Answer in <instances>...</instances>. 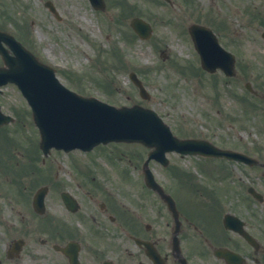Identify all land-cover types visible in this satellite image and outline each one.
I'll list each match as a JSON object with an SVG mask.
<instances>
[{
    "label": "rangeland",
    "instance_id": "374dc122",
    "mask_svg": "<svg viewBox=\"0 0 264 264\" xmlns=\"http://www.w3.org/2000/svg\"><path fill=\"white\" fill-rule=\"evenodd\" d=\"M52 1L60 7H65L62 10L63 22H58L44 9L42 0H3L2 5L11 12L13 20L25 31L26 40L32 48L42 53L47 61L55 62L64 69L63 71L75 74L88 71L86 73L90 76V81L87 79L83 85H87L89 93L99 95L111 103L140 102L150 106L163 116L173 131L180 136H202L220 146L249 149L252 152L259 150L258 148L264 149V104L258 95H253L243 88V83L250 80L256 90L264 92V39L260 35L264 26L259 25L257 21H250L248 15V11H254L264 18V0H195L194 8L192 5L190 8L180 6V9H171L158 0H155L157 6H154V0H125L126 6L136 5L131 16L137 14L153 22V33L146 41L133 37L127 27L129 18L126 26L120 30L100 24L97 26L95 18L79 0ZM175 1L179 3L180 0ZM215 16L223 18L228 26L220 40L226 48L236 53L237 78L226 83L220 72L210 76L182 77L180 74L188 73L182 70L186 65L176 68V63L190 65L189 62L194 60L198 64L185 24L197 18L208 19L216 26L215 22L219 21ZM85 17L87 22L79 28L78 22L84 21ZM98 52L104 53L100 55L101 61L107 59L108 64L110 60L114 64L113 72L111 69L105 70L103 76L113 83L117 92L110 91V88L107 90L111 83L108 81H101L97 88L93 81L95 77L90 75L98 69ZM122 55L127 61L123 60ZM147 66L155 67L147 73L139 69H149ZM130 70L136 71L138 76L144 79L151 94L150 100L142 101L139 98L128 78ZM62 78L69 84H79L77 79L72 80L66 74H62ZM116 145L108 144L104 147L111 148V154L120 156L119 164L127 162L131 165L130 173L126 166L116 167L119 173L116 177L120 175L125 183L133 185L134 179H139L140 170L132 169V165L138 164L136 160L140 158L144 148L137 145ZM121 151L127 153L126 156L120 154ZM76 155L85 158L81 153ZM128 155L132 156L130 162ZM168 156L180 165L181 170H187L192 165L190 158H179L174 154ZM91 160L95 162L94 158ZM101 160L105 161L107 168L114 170V164L109 159ZM151 167L157 180L169 186L172 178L168 176L167 169L158 163H152ZM229 167L232 174L228 175L233 179V185L224 176L217 177V171L212 172V176H205L211 199H203L195 193L193 179L179 180L177 183L175 181L178 179H173L175 183H172V186L180 184L181 188L177 197L179 206L190 213L206 231H224L223 216L226 211L233 210L232 193L230 194L228 185L241 193H246L248 184L264 191V184L260 183L255 172L246 173L240 165L229 164ZM237 201H240L238 203L241 207L236 208V211L242 218H248L249 213L258 212H261L260 216L264 218V204L250 207L244 199H235L234 203ZM152 217L156 229L161 231L162 224L168 217L160 216V212ZM143 218L139 216L136 219L144 222ZM254 223L256 224L255 221ZM225 234L232 235L227 230Z\"/></svg>",
    "mask_w": 264,
    "mask_h": 264
},
{
    "label": "flooded vegetation",
    "instance_id": "af4514ba",
    "mask_svg": "<svg viewBox=\"0 0 264 264\" xmlns=\"http://www.w3.org/2000/svg\"><path fill=\"white\" fill-rule=\"evenodd\" d=\"M104 1V9H95L88 0L79 3L95 16L97 24L105 25L109 6L116 2ZM2 3L0 31L29 48L25 31ZM54 5L61 12L65 8ZM85 22L86 17L78 23ZM5 40L0 39L1 49L13 55ZM35 55L44 61L42 53ZM7 65L0 52V71ZM55 74L62 79L61 70L55 68ZM84 77L81 82H87ZM3 79L0 75V82ZM69 87L79 90L87 85ZM6 116H12L13 122L7 123ZM30 121L29 105L17 85L0 84V264H181L182 257L188 264H227L213 255L215 247L239 253L233 264H264L263 244L251 245L235 233L223 242L213 235L189 234L182 230L185 224L180 225L178 235L184 256L174 253V229L159 232L152 224L130 219L104 195V187L93 174L97 169V177L103 176L98 162L102 154L80 158L75 155L80 151L40 150L20 133L18 126ZM251 167L264 170V159Z\"/></svg>",
    "mask_w": 264,
    "mask_h": 264
},
{
    "label": "water",
    "instance_id": "95a60500",
    "mask_svg": "<svg viewBox=\"0 0 264 264\" xmlns=\"http://www.w3.org/2000/svg\"><path fill=\"white\" fill-rule=\"evenodd\" d=\"M132 26L139 33L148 34L147 23L141 19H134ZM191 33H194L195 44L201 53L203 64L205 66L221 65L224 53L215 45L209 31L197 27L191 28ZM210 46L213 49L208 51L206 47ZM209 53L214 55L210 56ZM35 63H37L35 59L30 57L28 67L30 72L33 68H37L33 65ZM39 67L45 69L44 73L48 72L47 78H52L50 69H46L43 65ZM24 72L26 74L27 70ZM35 74L41 78L42 73L39 72V68ZM30 75L33 74L30 73ZM57 86L55 91L46 88V94L52 95V98H46L49 102L45 108L39 105L38 100L29 99L41 130L43 147L53 145L65 149L91 148L99 142L110 140L141 141L147 145H154L156 148H163L170 144L177 145L175 143L179 145L187 143L172 136L167 126L151 110L139 106L117 108L94 97L87 98L69 92L59 84ZM36 87L37 93L43 92L37 82ZM21 88L27 97L31 96L28 86L22 85Z\"/></svg>",
    "mask_w": 264,
    "mask_h": 264
}]
</instances>
